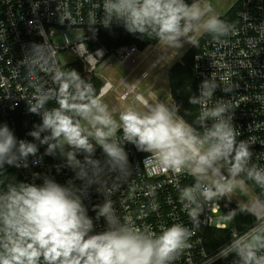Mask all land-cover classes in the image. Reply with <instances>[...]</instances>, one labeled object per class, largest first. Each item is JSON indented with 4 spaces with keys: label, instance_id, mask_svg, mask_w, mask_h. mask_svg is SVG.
Here are the masks:
<instances>
[{
    "label": "clouds",
    "instance_id": "9594fccd",
    "mask_svg": "<svg viewBox=\"0 0 264 264\" xmlns=\"http://www.w3.org/2000/svg\"><path fill=\"white\" fill-rule=\"evenodd\" d=\"M103 11L105 25L115 19L130 34L154 37L169 48H181L184 42L199 46L196 34L201 32L215 37L236 34L234 26L208 15L210 9L201 0H104ZM82 49L85 44L80 43L77 50ZM55 55L51 45L34 44L26 61L29 76L44 74L53 85L46 87L44 81L35 86L28 111L40 115L42 123L27 135L47 145L45 155L59 150L74 177L62 184L45 176L39 185L20 181L0 189V264H174L178 254L191 247L194 230L181 222L154 229L117 212L112 193L131 175L118 133L124 143L146 154L145 168L151 172L193 177L191 185L179 189L178 200L194 227L200 222L202 201L230 195L246 173L261 190L241 208L255 224L222 248L218 258L234 254L233 264H264V254H258L264 250V169L248 168L252 142L238 139L232 104L220 99L209 106L219 87L216 79L202 81L199 96L190 98L200 108L198 127L174 105L150 102L141 94L114 117L92 84L75 69L62 70ZM237 86L226 80L222 91ZM0 87L8 88L4 83ZM49 101H55L51 108L46 107ZM97 147L101 157L95 155ZM37 154V143L18 139L7 124L0 126V169L27 168L29 156L37 157L33 163L38 164L42 157ZM92 191L104 197L91 206L95 220L105 221L102 231L95 230L84 202ZM154 193L149 187L146 195Z\"/></svg>",
    "mask_w": 264,
    "mask_h": 264
},
{
    "label": "built area",
    "instance_id": "2783aa9c",
    "mask_svg": "<svg viewBox=\"0 0 264 264\" xmlns=\"http://www.w3.org/2000/svg\"><path fill=\"white\" fill-rule=\"evenodd\" d=\"M186 2L190 3L192 0ZM240 2L236 23L231 25L236 34L230 32L226 36L205 41L195 56L197 96L200 94L202 81L216 79L219 87L209 106L220 99L232 104L233 123L241 132L238 139L252 142L253 156L248 168L264 169V0ZM103 3L104 0H0V75L6 78L0 80V83L8 86L7 90L0 87V115L11 129L20 127L29 133L34 130V125L42 123L40 115L28 111L29 101L33 99L37 84L47 81L46 87L53 86L49 76L40 74L37 79L28 75L26 61L32 55L34 44L47 43L54 47V62L62 70L75 69L78 72L77 66H81L78 73L97 92V82L102 81L95 72L102 64L111 63L112 58L130 66L133 72L137 71L140 66L137 55L141 52L138 47L124 45L112 49L103 41L105 36H116L117 33H112V29L123 27L115 19L105 25ZM41 28L44 35H41ZM80 43L85 44V49L78 51ZM65 53L70 54L73 60L63 63L61 55ZM89 56L92 57L91 60L88 59ZM152 71L153 69L143 72L134 85H128L127 92L121 95V99L127 101L129 96L139 94L138 87ZM226 80L238 86L232 92L225 93L222 89ZM147 92L152 94L150 90ZM133 104L135 102H131ZM54 105L55 101H49L46 107ZM199 111L198 106V114ZM28 138V141L37 143V155L42 159L34 164L37 157L29 156V166L19 168L26 182L39 185L47 176L64 184L74 177V171L66 166L67 159L59 150L54 155H45L47 145H40L29 135ZM117 138L123 143L131 166V175L120 182L112 193L117 212L121 216L131 217L140 225H150L154 229H158L161 224L173 222H181L193 229L194 235L188 241L191 247L180 252L174 264H233L237 260L234 254L218 258V253L232 239L252 229L255 222L245 230L235 227L228 229L227 224L219 222L223 218L230 224L233 221L230 216L223 214L222 203L227 199L224 196L202 201L200 222L194 227L178 200L179 189L191 185L193 177L151 172V169L145 168L146 154L138 151L134 145L124 143L122 135H117ZM95 155L101 157L99 147ZM78 158L83 159L79 155ZM34 173L39 176H34ZM238 178L247 183L255 196L261 192L246 173H241ZM75 183L79 185L81 182L76 180ZM149 187L155 188L154 195H146ZM103 199V196L92 191L91 199L84 201L89 208V215L94 219L96 231L104 230L106 225L103 218L95 220L91 206L102 203ZM152 203H156L155 209L152 208ZM212 230L227 231L229 238L217 248L209 249L208 231ZM258 254H264V250Z\"/></svg>",
    "mask_w": 264,
    "mask_h": 264
},
{
    "label": "rangeland",
    "instance_id": "374dc122",
    "mask_svg": "<svg viewBox=\"0 0 264 264\" xmlns=\"http://www.w3.org/2000/svg\"><path fill=\"white\" fill-rule=\"evenodd\" d=\"M239 2L240 0H201L202 5L206 4L210 9L208 15H217L219 18L224 17ZM204 34L203 32L197 33V39L199 40ZM192 46V44L184 42L183 46L178 49L163 46L161 43L149 47L138 53L137 59L140 66L135 72L130 66L123 65L115 58H112L111 63L102 64L95 72L97 78L104 85L99 95L101 96L105 93L101 97H103V102L108 106L114 117L131 105V102H135V95L129 96V99L124 101L120 98V94L126 93L128 85H134L141 78L143 72L152 69L150 76L144 79L137 92L148 98L150 102H164L176 107L171 96L168 71L175 63L181 61L183 55ZM61 60L63 63H67L73 60V57L65 53L61 55ZM105 89L106 91L104 92ZM148 90L152 94L147 92ZM238 183L239 186L233 193L226 195V200L243 208L245 201L254 198L255 195L253 190L243 180L238 178ZM219 222L227 224L228 229L232 228V225L224 218L220 219Z\"/></svg>",
    "mask_w": 264,
    "mask_h": 264
},
{
    "label": "trees",
    "instance_id": "16d2710c",
    "mask_svg": "<svg viewBox=\"0 0 264 264\" xmlns=\"http://www.w3.org/2000/svg\"><path fill=\"white\" fill-rule=\"evenodd\" d=\"M191 3V2H190ZM241 7V2L236 4L232 9L224 16L220 17L228 25H233L237 20V13ZM115 31L116 36L103 37V41L109 48L115 49L124 45H132L138 47L142 52L149 47L156 46L160 43L154 37L148 35L130 34L125 30L124 27L119 29H112V33ZM218 38L210 34L205 33L199 41V46H192L182 57L180 62L175 63L170 67L168 71V79L170 84V91L172 99L176 105L178 114L183 115V117L194 127H198L196 121L198 119V105H193L190 103V98L197 96L198 88L197 81L195 78L194 71V59L200 50L201 45L209 40ZM78 72L81 70V66H77ZM98 93L103 88L102 82H97ZM7 124L5 120L0 115V126ZM8 125V124H7ZM9 127V125H8ZM10 128V127H9ZM11 129V128H10ZM18 139L29 140L28 133L21 129L20 127L16 130L11 129ZM120 136L121 134H117ZM20 181H25L19 169L5 165L4 169H0V189L4 188L6 185L11 183H18ZM26 182V181H25ZM260 193V192H258ZM223 214L226 216H231L233 221L231 223L232 227L238 230H245L252 224H254V219L252 216L241 212V208L229 200H224L222 203ZM229 238V232H221L217 230L208 231V247L209 249L217 248L222 245Z\"/></svg>",
    "mask_w": 264,
    "mask_h": 264
},
{
    "label": "crops",
    "instance_id": "0c3cea01",
    "mask_svg": "<svg viewBox=\"0 0 264 264\" xmlns=\"http://www.w3.org/2000/svg\"><path fill=\"white\" fill-rule=\"evenodd\" d=\"M105 91H106V89L104 90V92H105ZM116 91H117V90H116ZM104 94H105V93H103L101 96H103ZM122 94H123V93L120 94V98H121V95H122Z\"/></svg>",
    "mask_w": 264,
    "mask_h": 264
}]
</instances>
